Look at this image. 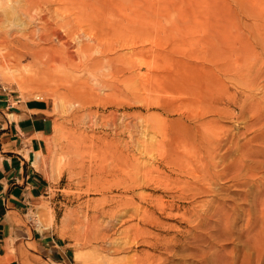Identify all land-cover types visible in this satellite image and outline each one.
Wrapping results in <instances>:
<instances>
[{
	"label": "rangeland",
	"instance_id": "rangeland-1",
	"mask_svg": "<svg viewBox=\"0 0 264 264\" xmlns=\"http://www.w3.org/2000/svg\"><path fill=\"white\" fill-rule=\"evenodd\" d=\"M38 1L0 0V60L46 18L80 64L0 66L52 119L33 228L75 264H264V0Z\"/></svg>",
	"mask_w": 264,
	"mask_h": 264
},
{
	"label": "crops",
	"instance_id": "crops-1",
	"mask_svg": "<svg viewBox=\"0 0 264 264\" xmlns=\"http://www.w3.org/2000/svg\"><path fill=\"white\" fill-rule=\"evenodd\" d=\"M51 132L46 101L0 86V258L7 264H75L65 244L49 228L34 229L28 216L49 188L37 156Z\"/></svg>",
	"mask_w": 264,
	"mask_h": 264
},
{
	"label": "bare ground",
	"instance_id": "bare-ground-1",
	"mask_svg": "<svg viewBox=\"0 0 264 264\" xmlns=\"http://www.w3.org/2000/svg\"><path fill=\"white\" fill-rule=\"evenodd\" d=\"M24 1V3H26L28 6H30L31 4L34 6V4H36L37 3V1H35V0H23ZM41 2H42V0H40ZM40 1H38V2H40ZM118 1V0H117ZM134 1V0H133ZM136 1V0H135ZM124 2V1H123ZM138 1H136V3H137ZM25 4V5H26ZM24 5V6H25ZM41 5V4H40ZM27 6V8H29ZM32 6V7H33ZM99 7V6H98ZM122 7V6H121ZM30 9V8H29ZM31 10V9H30ZM28 12V11H27ZM26 13V12H25ZM37 13H39V10H38V12ZM30 14V13H29ZM39 15V14H38ZM38 15H37V19H38ZM43 16V15H42ZM30 17H31V14H30ZM36 19V18H35ZM97 20V19H96ZM47 19L45 18V20L43 21V20H40V21H38V22H36V20H29L28 22H27V27L28 28H30L31 30L30 31H26V32H23V33H21L20 35H18V33H17V35L18 36H16V38H11V36H13L14 37V35H11L10 37H7V39L5 38V36H4V38L2 39V40H4V45H5V47L8 49L7 50V53L5 54V56H3V58L0 60V66H2V67H7V66H9L8 64H7V59H8V56L10 57V56H13L14 58H18V59H26V58H29V59H31V60H33L35 63H38V64H40V65H44V66H47L48 64H55V63H57L58 64V62H60L61 64H63V67L64 66H68V67H70L71 65H73V63L72 62H74L75 60H74V57H73V53H72V51H71V48L69 47V46H67V44H65V41L63 40V37H62V35L56 30V29H54L53 27H51L52 25H49L47 22ZM98 21V20H97ZM96 21V22H97ZM95 22V21H94ZM95 22V23H96ZM119 22H123V20H121V21H119ZM97 23H99V22H97ZM91 24H93V23H91ZM100 24H102V23H100ZM117 24H119V23H116L115 24V27H117L118 26V28H119V26H120V24L119 25H117ZM127 24V23H126ZM97 26V25H96ZM26 27V28H27ZM94 27H95V24H94ZM107 27V26H106ZM114 27V26H113ZM100 28H101V26H100ZM99 28V29H100ZM125 28V27H124ZM132 28V27H131ZM108 29H111V28H109L108 27ZM120 29V28H119ZM119 29H115V30H119ZM136 29V28H135ZM134 29V27H133V30H135ZM27 30V29H26ZM88 30V29H87ZM97 30H98V26H97ZM114 30V31H115ZM122 30V29H121ZM124 30H126V29H124ZM25 31V30H24ZM101 31H102V29H101ZM105 31V30H104ZM111 32H112V30H110ZM127 31V30H126ZM83 32V31H82ZM93 32V31H92ZM96 32V31H95ZM118 32H120V30L118 31ZM122 32H124L123 30H122ZM107 33V32H106ZM116 34H117V32H115ZM126 33V32H125ZM74 34V33H73ZM111 34V33H110ZM123 34V33H122ZM16 35V34H15ZM90 35V34H89ZM95 35H96V33H95ZM94 35V38H96L97 39V37ZM118 35V34H117ZM81 36V35H80ZM84 36V35H83ZM109 36V35H108ZM107 36V37H108ZM120 36V35H119ZM122 36V35H121ZM11 39V40H10ZM102 39V38H101ZM101 39H99L100 41H101ZM12 40H14V43H12ZM84 41V40H83ZM90 43H82L83 45H80V46H78V49H80L81 47H84V46H88V45H90L91 43H93L94 41H96V40H94V39H92V40H88ZM99 41V42H100ZM116 42H117V40H115ZM116 42H114V43H116ZM102 42H100V44H101ZM121 43V42H120ZM109 44H111V42L109 43ZM116 44H119V42H117ZM92 45V44H91ZM114 45V44H113ZM111 46V45H110ZM117 46V45H116ZM119 46V45H118ZM123 46V45H122ZM57 47H59V51H61L62 52V54L63 55H61L59 52H58V48ZM103 47H104V45H103ZM101 48V47H100ZM99 48V49H100ZM105 48V47H104ZM57 49V50H56ZM103 49V48H102ZM104 50V49H103ZM112 50V49H111ZM114 50V49H113ZM57 51V52H56ZM105 52L104 53H106V49L104 50ZM113 52V51H112ZM109 54H110V51L108 52ZM108 56V55H107ZM101 58V57H100ZM76 60H78L77 58H75ZM105 59V58H104ZM108 59H110V58H108ZM105 60H107V58L105 59ZM111 61H113L112 59H110ZM109 60V62H111ZM94 61V60H93ZM92 61V62H93ZM97 61H99V60H97ZM96 61V62H97ZM9 62H11V61H9ZM77 62H79V60L78 61H76V63ZM95 62V61H94ZM12 63V62H11ZM75 63V62H74ZM75 63V64H76ZM97 63H99V62H97ZM104 63V62H103ZM114 63H116L115 61H114ZM79 64H80V62H79ZM78 64V65H79ZM92 64V63H91ZM78 65H74V66H76V68H77V66ZM88 66V65H87ZM47 68V67H46ZM72 68H74V67H71V69ZM75 68V69H76ZM86 70V69H85ZM88 70V69H87ZM115 70V69H114ZM50 72H49V70H48V68L46 69V70H43L42 72H40V74H41V76H46V75H48V78H50V77H53L51 74H49ZM13 76V75H12ZM14 80V79H13ZM50 80L52 81H54V80H56L57 81V79H54V78H50ZM59 80V79H58ZM61 80V79H60ZM76 82H77V80H76ZM81 83V82H80ZM79 83V81L77 82V84L78 85H82V83L80 84ZM72 84L73 83H71L70 85H71V87H72ZM75 84V83H74ZM74 84H73V86H74ZM77 84H75L76 86H77ZM70 85L68 86L69 87V89H71L70 88ZM84 85V84H83ZM85 86V85H84ZM84 86H82V87H84ZM79 87V86H78ZM77 87V89L76 90H74V87H73V90H69L68 92L69 93H75L76 95L79 93V91H80V93L79 94H81V92H82V94L83 95H86L85 93H86V88L84 87V88H78ZM90 88H88V90H89ZM97 89V88H96ZM77 90H78V92H77ZM81 94V95H82ZM88 95H89V93H88ZM78 96H80V95H78ZM84 97V96H83ZM33 165H34V162H33ZM148 181H149V177L148 178H146V176H145V178H141V181H139V180H132V183H131V185H134V184H139L140 183V185H141V183H148ZM142 184V185H143ZM139 185V186H140ZM135 187H137V185H135ZM131 201V200H130ZM131 203V202H130ZM160 206V205H159ZM158 206V207H159ZM157 207V208H158ZM160 209V208H159ZM158 209V210H159ZM164 209V208H163ZM160 211V210H159ZM162 213H163V210L161 211ZM147 213V212H146ZM139 214V213H138ZM138 214H137V216H138ZM149 214V213H148ZM143 216H144V218L146 217V215L144 214V212H143V214H142ZM93 216V215H92ZM94 217V216H93ZM92 217V218H93ZM139 217L141 218V216L139 215ZM138 217V218H139ZM91 218V219H92ZM94 218H97V215L94 217ZM137 218V217H136ZM137 218V219H138ZM152 218H153V216H152ZM152 218H151V220H152ZM149 219V217L146 219V220H148ZM96 220V219H95ZM139 220V219H138ZM141 220V219H140ZM139 220V221H140ZM142 220H143V218H142ZM138 221V222H139ZM154 221V220H153ZM143 222H145V220L143 221ZM146 222H150V221H146ZM145 222V223H146ZM140 223H142V222H140ZM151 223H155V221L154 222H151ZM158 223V222H157ZM139 224V223H138ZM149 224V223H148ZM156 224V223H155ZM154 224V225H155Z\"/></svg>",
	"mask_w": 264,
	"mask_h": 264
}]
</instances>
